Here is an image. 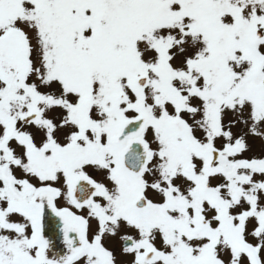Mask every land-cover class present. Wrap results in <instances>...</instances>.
Wrapping results in <instances>:
<instances>
[{
	"label": "snow or ice",
	"instance_id": "obj_1",
	"mask_svg": "<svg viewBox=\"0 0 264 264\" xmlns=\"http://www.w3.org/2000/svg\"><path fill=\"white\" fill-rule=\"evenodd\" d=\"M0 264H264V0H0Z\"/></svg>",
	"mask_w": 264,
	"mask_h": 264
}]
</instances>
